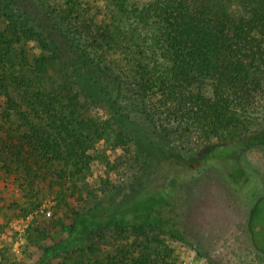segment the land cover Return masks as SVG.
Listing matches in <instances>:
<instances>
[{
	"label": "trees",
	"instance_id": "obj_1",
	"mask_svg": "<svg viewBox=\"0 0 264 264\" xmlns=\"http://www.w3.org/2000/svg\"><path fill=\"white\" fill-rule=\"evenodd\" d=\"M158 2L169 65L143 88L149 111L132 114L106 84L100 57H91L60 28L67 22L63 17L56 19L35 0H0V97L5 99L0 129L8 128L2 130L0 149L10 158L7 173L24 169L33 190L43 175L56 177L64 186L73 184L72 195L84 196L88 150L99 131L92 132L99 122L91 107L104 110L114 125L115 143L123 148L118 167L131 164L136 170L129 177L132 190L121 201L115 186L108 205L100 201L76 212L74 223H61L62 231L83 242L109 230L117 238L104 259L81 258L77 264H171L174 251L165 238L188 240L186 222L178 215L180 185L211 160L223 161L236 176L240 157L264 147V126L226 139L243 119L234 108L264 113V0ZM31 41L39 54L29 49ZM57 67L62 73L51 77ZM18 132L22 136L15 138ZM20 138L38 155L31 158L16 147ZM160 169L171 174L167 186L147 192L143 175ZM91 243L85 255L103 252Z\"/></svg>",
	"mask_w": 264,
	"mask_h": 264
},
{
	"label": "rangeland",
	"instance_id": "obj_2",
	"mask_svg": "<svg viewBox=\"0 0 264 264\" xmlns=\"http://www.w3.org/2000/svg\"><path fill=\"white\" fill-rule=\"evenodd\" d=\"M158 1L35 0L42 10L67 21L60 28L68 31L76 45L91 57H100L106 84L114 90L113 96L127 103L123 108L132 114L136 109L149 111V98L143 88L169 65L164 59L166 27L156 11ZM29 49L35 54L41 52L36 41L30 42ZM61 73L57 67L50 75L56 77ZM4 100L0 97V111ZM234 110L243 119L240 118V127L226 135L227 140H237L246 131L264 126V113L260 109L236 107ZM90 113L99 122L92 132L96 128L99 131L88 150L91 161L81 183L84 196L72 195L73 184L64 186L56 177L44 175L33 190L26 183L24 169L7 173L4 164L10 158L0 149V264H77L81 258L104 259L114 249L112 242L117 238L113 237V230L105 237L98 235L83 242L61 229V223H74L76 212L86 211L100 201L108 205L115 186H120V190H115L117 201L132 190L129 177L136 170L131 164L118 167L123 148L115 143L118 136L112 130V121L100 108L91 107ZM247 116H252L249 125ZM7 129H0V141L5 135L2 130ZM13 136L18 138L22 134ZM14 144L26 156L38 155L22 138ZM249 159L247 154L239 159L240 166L248 173L250 183L244 186L249 185V190L235 184L226 164L220 160L209 161L199 175L180 185L176 194L178 215L186 222L188 240L165 238L174 251L171 264H264V199L250 221L255 202L264 196V174L260 176ZM170 175L168 170L148 171L143 175L147 192L156 193L167 186ZM40 220L52 221L53 225L37 223ZM92 241L103 252L85 255Z\"/></svg>",
	"mask_w": 264,
	"mask_h": 264
},
{
	"label": "crops",
	"instance_id": "obj_3",
	"mask_svg": "<svg viewBox=\"0 0 264 264\" xmlns=\"http://www.w3.org/2000/svg\"><path fill=\"white\" fill-rule=\"evenodd\" d=\"M263 148H255L250 151H248L246 154L248 155V158H250L248 161H250L253 165L254 170L257 171V173L262 176L264 174V150ZM253 156V157H251ZM254 161V162H253ZM243 184V190H249L251 187L249 185L244 186ZM257 202H255L256 204ZM253 206L252 209H254L256 206Z\"/></svg>",
	"mask_w": 264,
	"mask_h": 264
},
{
	"label": "flooded vegetation",
	"instance_id": "obj_4",
	"mask_svg": "<svg viewBox=\"0 0 264 264\" xmlns=\"http://www.w3.org/2000/svg\"><path fill=\"white\" fill-rule=\"evenodd\" d=\"M263 148V150H264V147H262ZM247 153V152H246ZM245 153V154H246ZM226 167H227V169H228V166L226 165ZM228 171H229V169H228ZM231 172L229 171V174H230ZM236 176L233 174V178H235V179H238V180H241V181H239V182H236L235 181V179H234V181H235V184L238 186V185H240L239 183H241V182H244V183H250V180H248V178H247V175H248V173L246 172V170H244V169H242V167H241V170H237L236 171ZM249 181V182H248ZM264 199V196H262V198L261 199H258L257 200V203L255 204V208L254 209H252L251 211H252V213H251V219H250V221L252 222V216H253V213H254V211L256 210V208L259 206V204L262 202V200Z\"/></svg>",
	"mask_w": 264,
	"mask_h": 264
}]
</instances>
